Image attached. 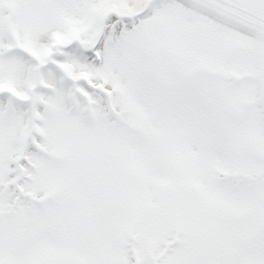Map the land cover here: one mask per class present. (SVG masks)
I'll list each match as a JSON object with an SVG mask.
<instances>
[{
  "label": "snow or ice",
  "instance_id": "obj_1",
  "mask_svg": "<svg viewBox=\"0 0 264 264\" xmlns=\"http://www.w3.org/2000/svg\"><path fill=\"white\" fill-rule=\"evenodd\" d=\"M0 264H264V0H0Z\"/></svg>",
  "mask_w": 264,
  "mask_h": 264
}]
</instances>
